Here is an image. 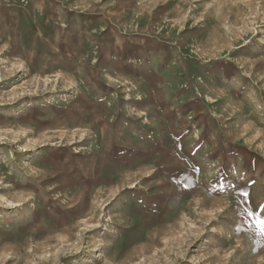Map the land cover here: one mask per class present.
I'll use <instances>...</instances> for the list:
<instances>
[{
    "label": "rangeland",
    "instance_id": "1",
    "mask_svg": "<svg viewBox=\"0 0 264 264\" xmlns=\"http://www.w3.org/2000/svg\"><path fill=\"white\" fill-rule=\"evenodd\" d=\"M0 264H264V0H0Z\"/></svg>",
    "mask_w": 264,
    "mask_h": 264
}]
</instances>
